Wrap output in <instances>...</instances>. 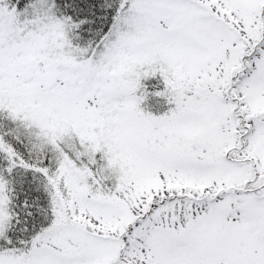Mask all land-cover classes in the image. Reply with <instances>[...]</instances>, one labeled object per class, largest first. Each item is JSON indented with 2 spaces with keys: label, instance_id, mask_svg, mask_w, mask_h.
I'll return each instance as SVG.
<instances>
[{
  "label": "snow or ice",
  "instance_id": "snow-or-ice-1",
  "mask_svg": "<svg viewBox=\"0 0 264 264\" xmlns=\"http://www.w3.org/2000/svg\"><path fill=\"white\" fill-rule=\"evenodd\" d=\"M0 264H264V0H0Z\"/></svg>",
  "mask_w": 264,
  "mask_h": 264
}]
</instances>
